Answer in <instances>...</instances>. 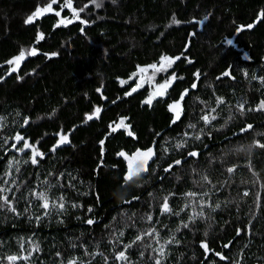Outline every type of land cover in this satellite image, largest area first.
<instances>
[{
    "label": "trees",
    "instance_id": "trees-1",
    "mask_svg": "<svg viewBox=\"0 0 264 264\" xmlns=\"http://www.w3.org/2000/svg\"><path fill=\"white\" fill-rule=\"evenodd\" d=\"M49 1L0 0V177L14 158L20 171L14 167L4 178L22 185L16 196H27L48 179L56 185L49 189L50 198L63 194L66 210H53L37 222L36 216L43 215L39 201L29 207L19 198L16 213L0 209V264L30 252L28 260L15 264H67L71 259L105 264L104 257L107 264H154L153 249L172 237L163 264H264V148L255 143L264 144V110H257L264 101V0H97L100 7L72 0L80 19L66 26L56 27L52 13L25 23L33 8ZM38 33L44 35L39 43ZM29 46L39 54L26 55L17 72L5 73V61ZM161 55L181 57L165 71L178 78L149 106L141 101L145 84L128 91L130 77L137 66ZM229 70L230 76L222 75ZM186 89L180 119L173 123L167 105ZM217 97L225 103L218 106ZM98 104L106 105L99 118L80 124L82 114ZM213 108L216 119L206 125L201 117ZM120 118H126L133 136L123 129L111 131L109 125ZM248 125L252 128L242 131ZM61 130L70 134V143L52 152ZM17 133L45 153L38 165L31 164L30 150H10ZM185 141L177 150L176 144ZM148 148L155 151L148 171L125 182L127 161L118 153ZM192 151L199 156H189ZM176 160L183 163L165 172ZM229 167L235 168L231 174ZM61 172L65 176L58 183ZM202 175L212 182L203 188L197 183ZM191 191L207 192L197 199L212 205L194 221L189 217L200 208L186 198ZM165 196L179 215L162 214ZM89 219L95 222L89 225ZM152 228L159 232V244L146 237L151 248L134 245L126 253L128 262L115 260L125 244ZM120 232L124 235L117 242ZM34 245L38 252L32 251Z\"/></svg>",
    "mask_w": 264,
    "mask_h": 264
},
{
    "label": "snow or ice",
    "instance_id": "snow-or-ice-1",
    "mask_svg": "<svg viewBox=\"0 0 264 264\" xmlns=\"http://www.w3.org/2000/svg\"><path fill=\"white\" fill-rule=\"evenodd\" d=\"M90 2L92 4H95L96 7H100V4L97 2V0H90ZM57 0H51L50 3H48L46 6L44 7H40L37 6L35 12H33L31 15H29L27 17V19L25 20L26 24H32L35 19L39 18L40 16L44 15L45 13L48 12H52L53 11V4H56ZM65 4L67 7L72 8V0H65ZM64 7V5H61V9ZM87 7V5H85V8ZM73 11V17L74 19H80L79 16V12L76 11V9L72 8ZM80 11H84V9H80ZM57 16H60V12H56L55 13ZM261 16H264V13L261 14ZM206 19V18H205ZM82 23H87L86 21H81ZM72 23V20H65V19H61L58 24L56 25V27H59L60 25H67ZM173 23H180L179 21H177L175 19V17H173ZM244 26H241V28H238V31L242 30ZM248 28L253 27V25H248ZM44 39V35L43 33H38L37 36V43H39L41 40ZM229 43H231V41H229ZM38 50L33 47L30 50H27V55L28 56H36L38 55ZM47 55V54H46ZM55 55V54H52ZM26 58V50L21 49L20 53L15 56L13 59L7 61V63L9 65H13V67L10 69L9 74H11V72H17L20 66V63ZM181 57L177 56V57H169V56H161L160 58V65L159 67L156 64H152L149 65L147 68L145 67H140L138 66V72L143 74L146 73L148 71L149 68H151L153 70L152 76L148 77L149 81H152V79L154 78L155 74L157 72L160 71H166L167 68H170L176 60H179ZM191 62V61H189ZM133 75H136L135 73ZM197 79H199V72H197L196 74ZM223 76H230L231 75V71H225L223 74ZM245 75L247 76V73H245ZM22 79V77H20ZM178 77L175 76V74L172 75L171 79L166 81L163 84H159L156 86V90L148 96V98L144 101L145 104H148L149 106L152 104L153 99L156 96H164L166 90L170 87L172 81H174L175 79H177ZM180 79H182V77H179ZM0 79H3L2 77H0ZM131 79V77H130ZM144 79L143 76H141V81ZM217 79H220V77H218ZM262 81H264V78H261ZM126 83V81H121V84ZM142 86L141 83H137L136 87L132 89V92H135L138 88H140ZM197 87L196 83L192 84V88L195 89ZM99 91V90H98ZM132 93H126V95H131ZM188 94V90L186 89L184 91V93L181 94L180 96V100L173 102L172 104L169 105V110L175 113V119L173 120V123H175L177 120L180 119L181 116V111H182V102L184 101L185 96ZM217 105L219 106L220 104H224L225 101L223 100V98L221 97H217ZM239 111L241 113H243L245 111V105L244 103H240L238 105ZM258 111L260 110H264V101H261L260 105L257 108ZM216 111L215 108L210 109L209 111L205 112L201 119L204 121V123L210 124L213 120L216 119L215 115H212V113H214ZM101 112V109L98 107L95 109V112L91 115H87L86 116V120H92L94 117L95 118H99V113ZM3 118L0 117V120H2ZM125 120L126 118H120L119 122H113V124H110L109 127L111 128L112 132H116L121 128H124L125 130L130 129V125L125 124ZM29 123V119L25 118L24 119V125H27ZM189 128L195 129L196 125L194 124H190L188 126ZM252 128V125H248L245 129H242V131H247L249 129ZM127 134L129 136H133L134 134L128 130ZM59 139L56 145H54L51 149L52 152H55L56 149L58 147H60L61 145L64 144H68L70 143L69 140V135L70 134H65L63 133V130H61L60 133H57ZM184 136L187 137L189 136V133L185 132ZM196 139H200V136L197 135L195 137ZM11 139H13L15 141V143L12 144L11 149H15L18 152H25L26 150H30L31 151V156L29 158L30 162L32 165H38L39 164V160L37 159L38 157L40 159H43L45 157V153L41 152L38 147L36 146V144H32L30 143L23 135H21L20 133H17L14 137H12ZM21 142H23L22 147H17V145H19ZM4 143H7V140L4 141ZM103 141H101V145H103ZM185 142L182 143H177L176 144V148L177 150L183 148L185 146ZM256 146L260 147V148H264V144L259 143V141H256ZM38 144V142H37ZM118 155L120 157H123L126 161H127V167H128V171L125 174V182H129L132 181L134 178L141 176L142 173H146L148 171V164L149 161H151L155 155V151L154 148H148L147 150H137L133 155L129 156L127 153L121 151L120 153H118ZM189 156L191 157H198L199 153L192 151L188 153ZM29 161H25V163H28ZM17 161H15V159H11L9 161L8 164V171H6L4 173V177H11L12 176V170L15 167V171L19 172V166H18ZM183 162L181 160H176L174 162V165H169L168 168H165L164 171L165 172H170L172 170V168L174 166H178L181 165ZM228 173H233L235 171L234 167H229L227 169ZM49 175H54L52 173H49ZM65 176V173L61 172L58 176H56V180L59 183V181ZM4 177H0V209H6L10 212L16 213V208L14 206V203L19 199V198H23L25 200H27L29 207L32 206L33 201H39L40 203L38 204V207H40L41 209H43V215L42 216H36V221L39 222L40 220H42L44 217H47L51 214V212L53 210H55L58 214L63 213L66 210V202H65V197L63 194H61L58 198L56 199H52L49 196V189L55 187L56 185H54L50 180L45 179L43 181L40 182L39 185H37L36 188H31L28 190V195L24 196L23 193H21V197H17L16 193L21 191V187L22 185L17 184L15 179H6ZM71 179H74V177H70L69 178V183L68 186L69 187H73V185L71 184ZM197 183L200 184V187L203 188L204 184H211V180L209 179V177L207 175H202L200 177V181H198ZM5 185H8V187H5ZM13 185H15V188H13ZM46 186V187H45ZM59 186L61 188L64 187L63 184H59ZM37 188H39L40 190L37 191ZM11 193V199L9 198V194ZM174 195V194H173ZM207 192H188L185 193L186 198H189L190 200H192V206H196L198 205L200 208V211L198 212H194L192 216L189 217V221H194L195 219L199 218V217H203L204 216V211L203 209L205 207H212L211 204H208L206 201H204L203 199H197L199 197L202 196H206ZM245 196L248 195L247 192L244 193ZM169 197L165 196L163 198V203L161 205V212L163 213H170L173 215H179V213H174L172 208L170 207L169 203H168ZM131 201H125V203H130ZM72 207H77L76 204H72ZM190 205H185V207H188ZM216 208H219L220 205L217 204L215 206ZM29 210V208H25V212H27ZM183 210V209H182ZM215 210V209H213ZM89 212L92 211L91 208L88 209ZM17 215H19V213H17ZM146 219L151 222L152 221V216L149 215L146 217ZM95 221L89 219L87 220V223L89 225L93 224ZM183 227L187 228L188 227V223H183ZM124 235L123 232L119 233V236L116 237V241L119 242V237H122ZM237 235H240V231L238 230ZM146 237H150L152 239H155L157 244L160 243L159 241V232L155 229L152 228L148 231L143 232L142 234H139L136 236V238L134 240L131 241V243L129 244H125L123 246L124 250L119 251L115 254V260L117 261H123V262H128L129 261V257L126 254L128 249L132 248L134 245H142L144 248H151V244L147 243L145 238ZM173 242H175V237H172L171 239L167 240L164 242V244H160V246L158 248L153 249V251L157 254L156 256L150 257V259L153 260L154 264H163V258L165 257L166 253H165V248L168 244H172ZM73 247H76L75 244L72 245ZM206 251H208V246L206 243H202L201 245ZM229 245H224V247H229ZM246 247V246H245ZM21 248L23 249V244H21ZM39 246L38 245H34L32 248V251H36L38 252ZM31 255V252L29 253V255L27 256H8L7 260L9 261V264H15V262L17 260H28L29 257ZM61 254L59 252H57V256H60ZM89 255H93V254H89ZM94 255H100V256H104L103 253H96ZM141 255H143V253H141ZM217 255L220 256V259L222 260H226L227 257L217 253ZM243 256V253H241V257ZM105 260V264H107V257H104ZM67 264H83L82 261H78L77 259H71L67 262ZM88 264H91V261L88 262ZM237 264H240L239 261H237Z\"/></svg>",
    "mask_w": 264,
    "mask_h": 264
},
{
    "label": "rangeland",
    "instance_id": "rangeland-1",
    "mask_svg": "<svg viewBox=\"0 0 264 264\" xmlns=\"http://www.w3.org/2000/svg\"><path fill=\"white\" fill-rule=\"evenodd\" d=\"M50 2H51V0H50L48 3H50ZM48 3H45V4L41 5L40 7H44V6H46ZM61 5H64V7L62 8V9L65 10V13H64V14H61V10H62V9H61ZM52 7H53V11H52V12H48V13H52V14H54L55 16H57L55 13L58 12V11L60 12V16H57V21H56L57 23H58L61 19H65V20H74V17H73V11H72V8H73V7H72V8L67 7L66 4H65V0H62V1L58 4V6H52ZM36 8H37V6H36L35 8H33V9H32V10L26 15L25 20L27 19V17H28L29 15H31L33 12H35ZM74 9H75V8H74ZM76 11H78V10L76 9ZM36 36H38V34H37ZM228 40H229V39H228ZM31 48H33V46H29L28 48H22V49L26 50V55H27V50H30ZM20 51H21V49H20L17 53H15L14 55L10 56V57L5 61V63H4V64H5V68H4L5 73L10 72V69L13 67V65H9V64L7 63V61H9V60L13 59L15 56H17V55L20 53ZM47 54L49 55L50 53H47ZM161 56H169V57H173V58L175 57L174 55H172V56H170V55H161ZM161 56H160L155 62H152V63H149V64H143V65H139V66H140V67H145V68H147L149 65L156 64V65L159 67ZM134 73H135L136 75H133ZM152 73H153V70H152L151 68H149L148 71H147L146 73L141 74V73L138 72V66H137V67L134 69L133 73L131 74V78L133 79V83H132V85L129 87L128 91H130V90H132L133 88H135L136 85H137V83L145 84V86H146L145 93H144V95H143V97H142V99H141V101H143V102L148 98L149 95H151V94L156 90V86H157V85L165 83L166 81L170 80L171 77H172V74H171V73L168 74V73L165 72V71H160V72H157V73L155 74V76H154V78L152 79V81H149V80H148V77H149V76H152ZM141 76L144 77V79H143L142 81H141ZM182 93H183V92H182ZM182 93H181V94H182ZM181 94H180V96H181ZM156 97H158V96H156ZM179 99H180V97H178L176 100H173V101L169 102L168 105H167L168 110H169V105L172 104V103L175 102V101H178ZM169 111H170V110H169ZM170 115H171V120H174V119H175V113L172 112V111H170ZM115 122L118 123L119 120H117V121H115ZM125 124H126V123H125ZM121 129H123L125 132L128 131V130H125L124 128H121ZM58 139H59V137L57 136V140H56L55 144H57ZM13 143H15V141H13ZM13 143H12V144H13ZM22 144H23V143H21L20 147H22ZM30 155H31V151H30ZM131 155H133V154H130L129 156H131ZM251 264H258V263H251Z\"/></svg>",
    "mask_w": 264,
    "mask_h": 264
},
{
    "label": "water",
    "instance_id": "water-1",
    "mask_svg": "<svg viewBox=\"0 0 264 264\" xmlns=\"http://www.w3.org/2000/svg\"><path fill=\"white\" fill-rule=\"evenodd\" d=\"M100 108L101 109V111L106 107V105H102V104H98V105H93L91 108H90V110H88V111H86V112H84L83 114H82V120L80 121V124H83L85 121H89V120H86V116L87 115H91V114H93L94 112H95V109L96 108ZM100 114V113H99ZM93 119H97V118H93ZM73 128V126L71 127V129Z\"/></svg>",
    "mask_w": 264,
    "mask_h": 264
}]
</instances>
